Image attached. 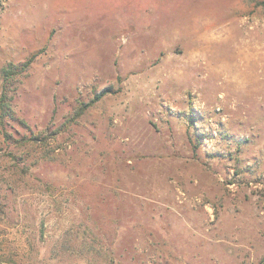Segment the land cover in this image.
Wrapping results in <instances>:
<instances>
[{
  "label": "rangeland",
  "instance_id": "374dc122",
  "mask_svg": "<svg viewBox=\"0 0 264 264\" xmlns=\"http://www.w3.org/2000/svg\"><path fill=\"white\" fill-rule=\"evenodd\" d=\"M0 264H264V0H0Z\"/></svg>",
  "mask_w": 264,
  "mask_h": 264
},
{
  "label": "trees",
  "instance_id": "16d2710c",
  "mask_svg": "<svg viewBox=\"0 0 264 264\" xmlns=\"http://www.w3.org/2000/svg\"><path fill=\"white\" fill-rule=\"evenodd\" d=\"M36 57V54H33L28 60L25 61V63L23 64V66L26 68L32 61L33 59ZM4 74H5V80L7 77H9V75L12 73L11 69H4ZM108 89H103L101 92H99L93 101L100 99L101 97H103V95H105L107 93ZM1 104H2V109H4L5 106L8 105V100H6V97H1Z\"/></svg>",
  "mask_w": 264,
  "mask_h": 264
}]
</instances>
